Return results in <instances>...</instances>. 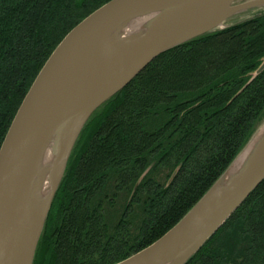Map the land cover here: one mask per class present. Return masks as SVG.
<instances>
[{
  "label": "trees",
  "instance_id": "obj_1",
  "mask_svg": "<svg viewBox=\"0 0 264 264\" xmlns=\"http://www.w3.org/2000/svg\"><path fill=\"white\" fill-rule=\"evenodd\" d=\"M109 0H0V145L32 81ZM264 12L154 58L89 117L33 264H116L160 238L264 122ZM185 264H264V180Z\"/></svg>",
  "mask_w": 264,
  "mask_h": 264
},
{
  "label": "water",
  "instance_id": "obj_2",
  "mask_svg": "<svg viewBox=\"0 0 264 264\" xmlns=\"http://www.w3.org/2000/svg\"><path fill=\"white\" fill-rule=\"evenodd\" d=\"M109 0L64 35L0 145V264H33L52 201L89 117L165 51L264 0ZM264 70V62L256 70ZM264 180V123L157 240L116 264H185Z\"/></svg>",
  "mask_w": 264,
  "mask_h": 264
},
{
  "label": "rangeland",
  "instance_id": "obj_3",
  "mask_svg": "<svg viewBox=\"0 0 264 264\" xmlns=\"http://www.w3.org/2000/svg\"><path fill=\"white\" fill-rule=\"evenodd\" d=\"M241 1L243 2V1H252V0H240L239 2ZM263 12H264V7H253V9L245 10V11H242L241 13L235 14L234 16L231 17L230 20L226 22V24L231 25L232 23L242 21L243 19L253 17V15L258 14V13H263ZM261 125L258 127L259 129L261 128Z\"/></svg>",
  "mask_w": 264,
  "mask_h": 264
}]
</instances>
